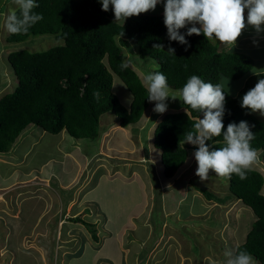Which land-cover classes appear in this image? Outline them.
<instances>
[{
  "label": "rangeland",
  "instance_id": "rangeland-1",
  "mask_svg": "<svg viewBox=\"0 0 264 264\" xmlns=\"http://www.w3.org/2000/svg\"><path fill=\"white\" fill-rule=\"evenodd\" d=\"M16 8L13 0H0V97L11 92L16 85L7 61L10 51L19 48L44 50L62 43L49 34L37 35L25 42H7L8 31L4 21ZM145 13L163 16V0L154 10ZM244 15L246 21L247 10ZM195 26L199 27V24ZM211 41L217 43L220 49L229 50L219 41ZM128 44L130 46L123 48V59L142 81L144 74L156 71L157 62L151 57L140 59L136 44L131 41ZM232 51L247 53L254 64L248 74L239 79L220 77V84L234 95L253 71H264V31L257 32L252 26H246ZM112 77L113 93L124 106H128L130 92L118 76L113 74ZM169 89L170 95L179 91ZM165 102L167 110L164 113L154 112L155 102H150L141 118L126 127L120 126L111 112L100 115L99 136L94 140L70 137L71 146L76 147L71 150L75 153L74 149H78L82 159L78 162L77 178L68 184L51 167L44 166L43 176L38 167H33L36 176L26 194L27 198L34 200V214L21 225L32 227L36 221L39 222L31 238L24 239V245H39L40 252H44L45 256L41 264H223L224 251L235 250L244 241L255 220L253 212L230 195L227 178L219 177L210 170L208 179L200 180L195 174L197 164L193 148L187 150L186 160L172 177L163 174L160 150L153 145L154 128L165 113L181 110L179 98L169 97ZM251 113L255 118L264 120L258 111ZM53 138L57 137L39 126L28 125L12 147L15 145L20 158V152H27L19 147L29 146L25 164L36 165L46 155L52 160L59 158ZM58 160L66 178L72 173L73 164L66 157L60 156ZM252 168L264 177L262 161L258 159ZM43 183L50 188L44 187ZM44 188H47L46 192ZM197 188L206 189L223 198V201L208 199ZM22 198L15 199L16 205L13 202L15 209L8 203L9 212L22 214ZM5 204L0 208H5ZM58 218L65 222L61 230L58 229ZM75 218L90 225L75 221ZM21 219L26 221L22 215ZM48 221L49 226H46ZM108 222L114 228L110 235L106 234L107 228L103 225ZM89 228L95 232L96 239ZM58 248H67L66 253L59 254ZM54 249L59 254L55 256L59 262L52 257ZM71 251L75 253L71 254ZM34 255L35 262L31 264H39L37 252ZM254 260L256 264H261L259 260ZM10 264L22 263L12 260Z\"/></svg>",
  "mask_w": 264,
  "mask_h": 264
},
{
  "label": "trees",
  "instance_id": "trees-1",
  "mask_svg": "<svg viewBox=\"0 0 264 264\" xmlns=\"http://www.w3.org/2000/svg\"><path fill=\"white\" fill-rule=\"evenodd\" d=\"M33 12L43 19L26 34H10L7 42H25L37 35L49 34L61 44L44 50L19 48L7 54L16 85L11 92L0 97V152L7 151L24 127L29 124L57 134L63 129L74 138L94 140L99 136L100 115L111 112L122 127L136 123L149 105L147 90L136 71L123 59V48L136 44L140 59L151 57L157 62L156 71L163 73L169 87L179 90L191 75L205 82L220 83V77L239 79L253 67V59L241 51L220 49L200 35H186L187 27L179 29L187 45L171 41L162 15L141 13L115 20L111 5L103 11L100 0H35ZM246 10V9H245ZM14 12L19 15L16 8ZM197 27V26H196ZM160 44L163 48L153 47ZM173 48L174 54L168 51ZM113 74L118 76L131 94L124 106L112 91ZM264 74H251L243 85L231 95L225 88L223 124L246 121L255 134L251 146L264 163V120L255 118L251 111L240 106L243 94L252 88ZM94 93H98L96 96ZM181 110L167 112L154 128L153 145L160 150L162 172L172 177L184 163L187 150L197 146L185 142V135L193 130L203 113L191 109L180 100ZM210 148L222 146L221 137L206 141ZM230 195L251 209L255 220L244 241L236 251L244 250L264 264V177L254 168L247 179L236 174L228 179ZM208 199L223 201L206 189L197 188ZM89 226L86 221L75 218ZM96 239L95 232L89 228Z\"/></svg>",
  "mask_w": 264,
  "mask_h": 264
},
{
  "label": "clouds",
  "instance_id": "clouds-1",
  "mask_svg": "<svg viewBox=\"0 0 264 264\" xmlns=\"http://www.w3.org/2000/svg\"><path fill=\"white\" fill-rule=\"evenodd\" d=\"M160 2L161 0H100L102 10L108 11L111 5L115 20L122 22L126 18L154 10ZM13 3L17 6L19 15L12 12L4 21V27L10 34H26L34 24L43 19L42 14L33 12L38 7L35 0H13ZM163 23L171 41L187 45L188 41L179 29L192 24L193 26L187 27L186 35L203 33L206 39L219 41L228 46L231 52L246 26H252L257 32L264 31V0H163ZM153 47L163 48V45L156 44ZM168 51L174 54L175 50L169 47ZM127 67V63L121 65V68ZM253 74L260 76L264 71H253ZM142 81L147 90L148 101L155 102L154 112L164 113L167 110L165 101L171 97L179 98L183 104L203 113V118L197 119L193 130L186 133L184 140V143L197 146L193 153L197 164L195 174L201 181L208 179L210 170L222 178L230 179L232 174H236L241 180L247 179V172L259 157L250 143L255 139V134L243 120L239 123L230 122L225 129L223 116L226 97L223 84H212L197 75H191L177 93L170 95L167 78L163 73L148 72L143 75ZM240 106L251 112L258 111L264 116V79H259L243 94ZM221 136L223 143L220 147L210 148L206 143L213 137ZM223 255V264H256L252 255L244 250L227 249Z\"/></svg>",
  "mask_w": 264,
  "mask_h": 264
},
{
  "label": "crops",
  "instance_id": "crops-1",
  "mask_svg": "<svg viewBox=\"0 0 264 264\" xmlns=\"http://www.w3.org/2000/svg\"><path fill=\"white\" fill-rule=\"evenodd\" d=\"M258 117H261V116H258ZM29 125H33V124H29ZM54 135L57 137V138H53L54 148L57 151H59V154L60 156H62V158L66 157L70 159V161L73 164V169H71L72 173L70 175L67 174L68 176L66 178H64L63 171L60 170V167H59V165H61V162L58 160L60 156L59 158H56V159L54 158L55 160H52L50 156L46 155L40 158V160L42 161L36 165H29L30 166L29 167L27 164H25V162H27L26 156L29 152L28 150H30V147L29 146L19 147L21 149L26 150L27 152L26 154L25 152L23 153L20 152V158H19V154L18 155L16 154L17 148H15V145L12 147L16 139L17 141H19L18 139L19 135L16 137L15 141L12 143V145L9 147L7 151L0 152V206L6 203L5 204L6 209L0 208V264H10L12 260L18 261V263H22V264H31L35 262L33 257L35 256L34 254L36 252H37L36 256H37V260L39 264H41L43 262V259H45L44 252H40L39 250V245L36 246V244H34L30 247L24 245L25 244L24 239L27 237L31 238L32 236L31 234L35 232V229L38 226L36 224H38L39 222L36 221V224L33 225L32 227H29V226L25 227L24 224L23 226L21 225V223L28 222V218L34 214V208H33L34 200H30V198H27L28 196L26 194V191L29 188H32L31 185L33 184V181H34L33 179L36 176L34 175L35 170L33 167H38L39 169L38 172L42 176L45 173V169L51 167L53 171L55 170L59 178L63 180L66 184H68L72 180H75V178H77L76 174L79 173L78 162L80 158L82 159V156L78 155L80 153L78 149H74L75 153H73V150H71V148H76L74 147L75 145L71 146L72 141L70 140V137L72 136H70L66 131H63V130ZM39 136L40 138L42 137V135H39ZM76 139H84V138H76ZM47 171H49V169ZM42 179H44V177ZM42 182H45V181L43 180ZM59 184L62 185V183H59ZM44 185L50 188V186H47V184L43 183V186ZM61 185L59 186L61 187ZM44 191L46 192L47 188H44ZM20 196H23V198L20 201L22 202V204H24V206L21 207L22 214L17 215V214H14V211L9 212L8 203L10 202L11 203L10 207L15 209L14 207V203L16 205L15 199L18 200V197L20 198ZM86 201L90 203L89 199H87ZM46 207L49 208V205H47ZM42 214H44V212ZM21 215L22 217L26 218V221L25 220L23 221L21 219ZM58 216H60V214ZM60 218H58L59 230H61L63 227V224H65L64 219L61 220ZM49 223L50 221L46 223L48 224L46 226H49ZM58 224L56 225V227H58ZM103 225L106 226L107 228L108 233L106 234L110 235L112 232V229L114 228L110 226L109 222L107 225L104 223ZM64 227H66V225H64ZM36 237L38 236L36 235ZM33 241L34 239L32 240V242ZM53 247H55V243H53ZM66 249L67 248H58L59 250L58 253L64 255L66 253ZM73 252L74 251H71L70 253L72 254ZM58 253H56V250L54 249V253H53L54 256L52 257L53 259L55 258L54 259L55 262L56 260L58 261V258H56L59 255Z\"/></svg>",
  "mask_w": 264,
  "mask_h": 264
}]
</instances>
